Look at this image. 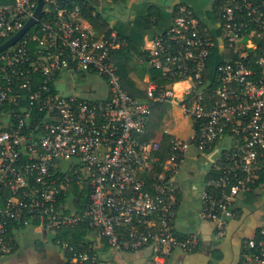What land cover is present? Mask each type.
Here are the masks:
<instances>
[{
  "label": "built area",
  "instance_id": "2783aa9c",
  "mask_svg": "<svg viewBox=\"0 0 264 264\" xmlns=\"http://www.w3.org/2000/svg\"><path fill=\"white\" fill-rule=\"evenodd\" d=\"M116 2L43 0L34 21L0 51V264L14 248L8 230L24 227L57 236L85 224L95 244L102 240L115 253L154 246L148 264H165L175 248L195 252L198 232L178 235L173 225L176 175L191 147L214 154L199 217L216 233L235 217L237 196L257 185L264 169V0H221L211 16L219 42L191 7L175 4L168 27L144 38L135 55L144 96L124 88L117 50L127 37L108 20L107 34L95 23ZM36 5L0 0V44ZM88 76L105 87L79 95L73 85ZM171 102L190 118L192 133L150 135L153 106ZM55 239L66 264H98L87 241L79 247ZM236 264H264V221Z\"/></svg>",
  "mask_w": 264,
  "mask_h": 264
},
{
  "label": "crops",
  "instance_id": "0c3cea01",
  "mask_svg": "<svg viewBox=\"0 0 264 264\" xmlns=\"http://www.w3.org/2000/svg\"><path fill=\"white\" fill-rule=\"evenodd\" d=\"M180 2L191 7L202 21L205 20L203 22L209 26L219 42L218 31L212 26L210 16L215 0H117V5L127 4L128 13L123 17L117 11L113 12L115 18L109 22L113 28H117V32L130 37L139 49L144 38L152 37L156 32L168 27L174 14V5ZM149 9L157 10V22H154V16H151L150 19L147 18ZM219 56L217 50H214L213 60L216 61ZM130 73L133 75L132 79L135 85H140L139 75L141 72L133 73L131 71ZM180 86L179 83L174 85L176 89ZM164 108L156 130L166 128L174 135L188 137L192 133L190 118L175 102L164 104ZM213 157L214 154L211 152L199 153L194 147H191L178 170L176 175L178 188L175 191L177 200L173 218L174 230L178 235L192 231L198 232L200 246L191 253L175 248L167 257L165 264H236L240 259L245 238L252 236L260 225V223H257V226L251 224L248 236L242 235L241 227L249 213V209L245 205L247 198L250 194L257 195V189L260 191L264 187V182H259L253 191L241 197L239 204L236 205L239 211L234 218L228 219L229 222L223 235L216 233L212 223L200 219L201 191L206 177L211 172ZM252 203L254 207L257 205L256 201ZM258 215V221L260 218L262 221L263 210L259 211ZM9 236L14 248L10 254L5 256L7 258L5 261L3 258V264H66V254L56 243V235L52 231L24 227L15 229ZM83 241H87L93 247L99 258L98 264H148L154 250V246L150 245L136 250H122L115 253L102 240L95 244L90 233H85Z\"/></svg>",
  "mask_w": 264,
  "mask_h": 264
},
{
  "label": "trees",
  "instance_id": "16d2710c",
  "mask_svg": "<svg viewBox=\"0 0 264 264\" xmlns=\"http://www.w3.org/2000/svg\"><path fill=\"white\" fill-rule=\"evenodd\" d=\"M95 2H97V1H95ZM220 3H221V0H215L214 9ZM214 9L210 11V16H212V17H215ZM151 16H154V22L158 21L157 20L158 19L157 10L149 9V12L147 13V18L150 19ZM100 21H102V27L101 28H100ZM95 23L99 27L98 28L99 32H104L105 34H107V32L110 30V28H107V29L105 28V24L107 23V17L106 16L103 17L100 13H98L97 19L95 20ZM117 33L121 36H125L119 32H117ZM127 39H128V45L126 47H122L119 50H117V61H118L119 67H120V73L124 78V88L128 91V93H130L133 96H137V95L138 96H144L143 92H141L139 89L136 88L134 81L132 80V78L129 75V73L131 71H134L132 69L135 68L133 66L135 64H133L132 62H133V60L135 61L134 55L139 54V49L136 46V44L131 40L130 37L127 36ZM212 59H213V57H212ZM212 61L215 62L214 60H212ZM139 67H140V71H138V73H140L141 71L144 70L143 66H139ZM149 71H150V74L154 78H157L160 76L158 70H149ZM173 79H175V77ZM157 80L160 83L166 81V80L161 79L160 77ZM164 109H165L164 104H156L153 106L152 120H151V126H150V135H152L154 133V130H156V125H157L159 118L162 115V112L164 111ZM167 150H168V143L165 141L163 144V149H162V153H161L162 158L165 157ZM214 172L215 171H211L208 176L209 177L213 176ZM259 182L260 183L264 182V169H262L260 172V177H259L257 184ZM74 193H75V189H74ZM256 199H258L257 195L250 194L247 198V201L254 202V201H256ZM238 211L239 210L237 209L236 213H238ZM86 229H87V226L85 224H80L78 226H74L73 228L61 230L58 233L59 236H56V237H59L62 240H66L70 243H73L79 247H83V245L87 244L86 241H83V237L86 233ZM8 233L10 234L11 230H8ZM81 242H83V243H81Z\"/></svg>",
  "mask_w": 264,
  "mask_h": 264
},
{
  "label": "rangeland",
  "instance_id": "374dc122",
  "mask_svg": "<svg viewBox=\"0 0 264 264\" xmlns=\"http://www.w3.org/2000/svg\"><path fill=\"white\" fill-rule=\"evenodd\" d=\"M128 7H127V4L123 5V4H118L116 3V5L112 8H109V7H106L104 9H101V11H103L102 13L107 17V20L108 21H113L114 20V16L113 15V12L117 13L118 14H121L123 17L125 15H127L128 13ZM205 21V20H203ZM115 29V28H114ZM117 29V28H116ZM133 65L135 68H133L132 70L136 71L138 73V71H140V67L141 66L137 61H134L132 62ZM82 80L80 81H77L74 83L73 87H74V91H76L79 95H82V96H85L86 95V91L89 89V87H96V88H101V89H104V84L102 83V78L101 77H98V76H88L86 78H81ZM65 87L62 86V90H64ZM176 101L179 100V97H175L174 98ZM257 197L261 199H256V204L258 206H262L264 204V187L262 189H257ZM240 199H241V196H237V200H236V205L239 204L240 202ZM248 209H249V213L246 215V221H244L242 227H241V232L243 233L242 235H246L248 236L247 234L249 233L250 231V227H251V224H255V226H257L258 224L257 223H260V225L263 223L264 221V215L262 217V221H261V218L260 220L258 221V212L259 211H262L263 210V213H264V205L262 207H257L253 206V203L252 202H249V201H246V204H245ZM253 209V210H252ZM252 210V213H250V211ZM228 222L227 221V225H228ZM259 225V226H260ZM244 236V237H246ZM246 239V238H245ZM7 258L4 257V261L6 260Z\"/></svg>",
  "mask_w": 264,
  "mask_h": 264
},
{
  "label": "water",
  "instance_id": "95a60500",
  "mask_svg": "<svg viewBox=\"0 0 264 264\" xmlns=\"http://www.w3.org/2000/svg\"><path fill=\"white\" fill-rule=\"evenodd\" d=\"M42 1L43 0H37V5L35 8V11L33 13V17H31L25 24V26L23 28H21L17 33H15L13 36H11L10 38H8L5 42L0 44V51H2L3 49H5L9 44L13 43L17 37L24 32L27 27L34 21V17H37L40 13L41 7H42Z\"/></svg>",
  "mask_w": 264,
  "mask_h": 264
},
{
  "label": "flooded vegetation",
  "instance_id": "af4514ba",
  "mask_svg": "<svg viewBox=\"0 0 264 264\" xmlns=\"http://www.w3.org/2000/svg\"><path fill=\"white\" fill-rule=\"evenodd\" d=\"M263 206V205H262ZM243 241V240H242Z\"/></svg>",
  "mask_w": 264,
  "mask_h": 264
}]
</instances>
